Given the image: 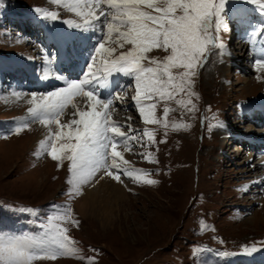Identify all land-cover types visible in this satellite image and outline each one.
I'll use <instances>...</instances> for the list:
<instances>
[{
    "label": "rangeland",
    "instance_id": "obj_1",
    "mask_svg": "<svg viewBox=\"0 0 264 264\" xmlns=\"http://www.w3.org/2000/svg\"><path fill=\"white\" fill-rule=\"evenodd\" d=\"M83 2L98 7L88 30L52 0H0V262L264 264V0ZM63 77L79 89L54 113ZM92 89L104 162L90 171L127 184L105 227L77 212L72 177L97 125L65 122Z\"/></svg>",
    "mask_w": 264,
    "mask_h": 264
},
{
    "label": "bare ground",
    "instance_id": "obj_2",
    "mask_svg": "<svg viewBox=\"0 0 264 264\" xmlns=\"http://www.w3.org/2000/svg\"><path fill=\"white\" fill-rule=\"evenodd\" d=\"M83 1L84 0H52V2H53L52 4H55L54 7L58 8L60 10H64L67 13H71L72 16L75 18V19L73 18L74 19L73 21L75 24H78L79 20H80L81 24L84 25L83 29L84 28L89 29V27L91 26V24H90L91 20L90 19H93L94 17L93 18L90 16L88 17V14L91 13V9H93V7H95V8H98V7L95 6V4L84 3ZM65 32L66 33L70 32L72 35L74 34V36L76 35L75 34L76 30L74 29V26L71 22H66ZM87 35L88 34L86 33V34L81 35V37H80V39L83 41V45H86L88 42L87 37H86ZM62 40L63 39H61L59 37V35H57V34H55L54 37L51 38V41H54V43H56V45L61 49L60 59H62L63 62H67L68 58L71 55L67 56L65 54L66 52H65L64 43ZM88 45H90V42L88 43ZM111 48L108 46L103 47V45L100 47L99 53L101 54V59H102L101 62L104 61V59H106V58H108V59L112 58V57H110V49ZM111 50H113V48ZM117 54H118V52H117ZM44 60H45L44 65H43L44 70L39 71V72L37 71V72L39 74H41V76H40V78H42L41 80L45 84H47V83H49L50 77L48 75V71L46 70V68H48V67L52 68L54 66L55 61L52 62L53 65L51 66V62L47 58H45ZM112 61H114V60H112ZM111 76H112V74H111ZM71 78H72V81H70ZM82 80H85V79L83 78ZM106 80H107V78H105L103 81H101V84L97 87V88H99V90L101 88H103L105 91V92L104 91L103 92L105 94H107L108 89L111 88V82L116 80V76L115 77L112 76L111 78H109V80H107V81ZM60 81L62 82L63 85L67 86V88L64 89V91H60L59 93H57V96H54L53 101L51 99H49L51 102L49 100L47 102H45V104L47 105V108L51 107V109H53L54 113L62 111L63 109H66V106L68 104L65 105V103L67 102L68 99H71L74 96H76L77 95L76 89H79L78 88L79 86L76 84V81H74L73 77H68V78L63 77L62 80L59 79V82ZM38 83H39L38 87L43 86L41 82L38 81ZM86 83H89V80H86ZM90 93L91 94H89V95H88V93H86V95L89 98V100L93 102L92 103L93 107L88 108L89 109V110H87L88 112H85L84 107L82 106V103H79L76 101L77 103L74 105V107L78 108V109H75L73 112H70V111L68 112V113H71L70 116L72 117L71 118L72 121L70 122L67 119L65 122L68 123L67 126H73L72 125V122H73L74 126L77 127V129H79V131H82L83 128H85L89 124L96 123V125H97L94 127V129L91 128L90 130H89V127L87 126L88 127L87 131H89V133H87L86 137H85L87 139V142L84 146L85 152L82 154L81 163L76 167V171L73 173L72 177L75 180V182L73 183V188H74V191L76 192L75 196H74L75 197L74 200H76V202H77L76 203L77 212H79L80 214L92 213V214L96 215L99 218V221L101 222V224L104 226V225H106V222L108 223L110 216H111L110 215L111 209H110V204L108 203V199L112 195L117 196V198H119V196L117 194L120 195V192H123L126 189L127 184L121 179V177L115 175V173L109 172V173H107L106 176L100 177V175H98L96 172L90 171V170L95 171L97 169V167L104 162V159L102 158V157H104L103 156L104 154L101 152L100 145H99L98 141H96L95 138L91 136L92 134H95L99 138V136L101 134V130L103 127L99 121H100V118L102 116L101 112L104 110V108L100 104L96 103V101L93 100V99H95V96L98 97V95H96L98 93L96 91H94L93 89ZM94 93H95V95H94ZM55 99H58V101L60 103L63 102L62 105L55 102ZM73 100H75V99H73ZM115 102H113L112 104L114 105ZM45 104H43V105H45ZM72 104H73V102H72ZM108 104L110 105L111 101L105 103L106 108H110L107 106ZM48 111H50V110H48V109L45 110V112H48ZM72 114H74V115H72ZM98 115H100V116L98 117ZM109 119H111V118H109ZM92 121H94V123H91ZM85 130H86V128L84 129V131ZM51 132H52L51 129L48 128V126H45L42 130H39V132H38L39 135H38V137H36V139H37L36 141H40V142L49 141ZM96 153H97V161L93 164L91 163L92 164L91 165L89 163L88 158L90 157V155L93 156V154H96ZM114 153L117 155V157L119 159H123V154H121L119 152V150H116ZM103 186L109 187V192H110V193L106 192V195L104 197L101 195H98V193L100 192L99 190H102L101 188H103Z\"/></svg>",
    "mask_w": 264,
    "mask_h": 264
},
{
    "label": "crops",
    "instance_id": "obj_3",
    "mask_svg": "<svg viewBox=\"0 0 264 264\" xmlns=\"http://www.w3.org/2000/svg\"><path fill=\"white\" fill-rule=\"evenodd\" d=\"M21 252V251H20ZM17 253L18 252H16V253H12L11 255L12 256H17ZM22 253V252H21ZM3 253H1L0 252V255H2ZM5 255L7 256V254L5 253ZM65 255H66V258H67V260L69 261L70 260V258L71 257H74V256H71L70 258L68 257V253H65ZM73 255H75V254H73ZM11 257V256H10ZM11 262L10 263H2V262H0V264H25L24 262H22L19 258H17V257H15L14 259H11L10 260Z\"/></svg>",
    "mask_w": 264,
    "mask_h": 264
}]
</instances>
